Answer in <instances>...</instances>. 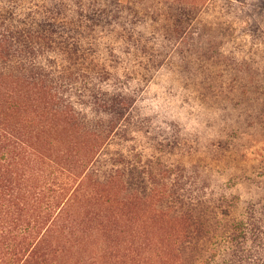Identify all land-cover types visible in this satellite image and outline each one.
I'll return each mask as SVG.
<instances>
[{
	"label": "trees",
	"instance_id": "obj_1",
	"mask_svg": "<svg viewBox=\"0 0 264 264\" xmlns=\"http://www.w3.org/2000/svg\"><path fill=\"white\" fill-rule=\"evenodd\" d=\"M130 14L122 0H0V264H264V160L242 163L230 191L206 197L186 196L179 165L162 166L177 173L171 195L146 185L141 152L129 166H119L123 154L104 158L110 137L89 129L76 97L97 110L132 102L106 83L108 63L138 59ZM79 63L100 66L91 89ZM242 182L258 184L256 194L231 191Z\"/></svg>",
	"mask_w": 264,
	"mask_h": 264
},
{
	"label": "rangeland",
	"instance_id": "obj_2",
	"mask_svg": "<svg viewBox=\"0 0 264 264\" xmlns=\"http://www.w3.org/2000/svg\"><path fill=\"white\" fill-rule=\"evenodd\" d=\"M122 2L130 5L131 26L143 44L136 49L138 59L132 54L127 63H108L106 83L109 96L132 102L97 110L87 94L76 97L89 129L101 140L110 137L104 158L116 162L123 154L119 166H129L141 152L154 179L146 185L171 195L180 190L173 184L177 173L163 167L178 165L185 170L180 188L186 196L192 188L206 197L230 191L224 184L242 163L264 160V0ZM73 70L78 80L89 79L91 89V65L79 63ZM121 114L126 124L114 133ZM97 165L95 177L103 182L108 172ZM134 173L126 176L132 187L139 184ZM258 186L242 182L231 191L255 195Z\"/></svg>",
	"mask_w": 264,
	"mask_h": 264
}]
</instances>
